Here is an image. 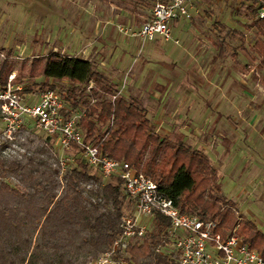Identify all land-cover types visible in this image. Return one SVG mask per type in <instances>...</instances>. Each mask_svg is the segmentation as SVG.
I'll use <instances>...</instances> for the list:
<instances>
[{"label":"rangeland","instance_id":"374dc122","mask_svg":"<svg viewBox=\"0 0 264 264\" xmlns=\"http://www.w3.org/2000/svg\"><path fill=\"white\" fill-rule=\"evenodd\" d=\"M152 2L0 0V64L5 59L12 63L11 74L19 76L25 89L37 92L46 84L61 93L70 86L67 82L29 79L17 69L52 53L94 62L116 93L145 108L151 130L161 138L176 143L181 141L176 138L179 128L190 127L191 133L181 135L186 145L211 157L221 189L214 195L224 197L223 189L224 198L234 200L229 201L235 204L238 220L253 214L264 225V170L241 183L237 179L245 169L233 171L239 157H264V65L254 49L258 36L251 3L205 1L195 17L175 27L178 45L162 40L141 44L127 29L147 17ZM89 88L82 87L76 96L80 106L69 101L70 112L82 110ZM5 145L3 157H40L58 171L59 178L79 162L77 151H63L57 141L31 128L19 131ZM221 157L236 160L223 172ZM62 159L67 162L64 171L59 166ZM91 174L102 183L113 181L97 170ZM4 181L20 188L14 177ZM131 214L132 204L126 199L123 217ZM142 222L153 230L152 220Z\"/></svg>","mask_w":264,"mask_h":264},{"label":"trees","instance_id":"16d2710c","mask_svg":"<svg viewBox=\"0 0 264 264\" xmlns=\"http://www.w3.org/2000/svg\"><path fill=\"white\" fill-rule=\"evenodd\" d=\"M239 1L251 3L252 26L258 36L254 49L264 65V18L257 16L252 0ZM13 70L7 59L0 64L1 90ZM17 72L29 79L67 82L70 86L60 94L75 107L81 104L76 97L81 88L90 86L78 123L87 143L148 177L182 213L214 221L219 230L237 228L243 242L264 255V234L252 221L235 217L233 202L214 195L221 189L208 157L154 133L145 108L137 101L122 96L112 100L114 86L94 62L52 53L22 63ZM13 83L22 84L19 76ZM47 86L37 92L56 90ZM24 92L33 91L24 88ZM5 146L0 143V264H92L112 249L127 199L119 180L102 183L80 161L59 178L58 171L40 157H3ZM9 176L16 178L19 189L4 181ZM168 227V219L155 215L153 230L126 247L124 264H175L168 255L154 251L163 243ZM121 256L118 253L116 258Z\"/></svg>","mask_w":264,"mask_h":264},{"label":"built area","instance_id":"2783aa9c","mask_svg":"<svg viewBox=\"0 0 264 264\" xmlns=\"http://www.w3.org/2000/svg\"><path fill=\"white\" fill-rule=\"evenodd\" d=\"M205 1L210 0H155L148 16L137 27L127 29L128 35L141 44L162 40L178 45L173 36V24L191 20ZM252 1L257 16L264 18V0ZM14 78L11 74L6 88L0 89V143H10L23 129L41 132L49 140L57 141L63 151H77L79 161L87 168L97 170L105 178L119 180L124 195L132 204V214L122 218L121 232L112 249L92 264H124L126 247L151 232L142 224V219L153 221L157 214L168 219L169 227L164 231L163 243L154 251L168 255L175 264H264V255L250 249L237 235V228L219 230L214 221L182 213L148 177L127 162L109 158L87 143L78 125L83 110L70 112L67 101L58 91L47 89L26 93L23 86L13 83ZM118 96L119 92L111 99ZM66 165L63 159L59 161L61 171ZM118 253L122 256L116 258Z\"/></svg>","mask_w":264,"mask_h":264},{"label":"crops","instance_id":"0c3cea01","mask_svg":"<svg viewBox=\"0 0 264 264\" xmlns=\"http://www.w3.org/2000/svg\"><path fill=\"white\" fill-rule=\"evenodd\" d=\"M182 23L183 22L174 23L173 24V31H174L175 27H177V25L180 26ZM95 48L96 49L94 50V54H97V52H99L101 46H98V47H95ZM211 79H212V77H211ZM191 130L192 129L190 127H185V129L179 128L180 133L181 134H184V135L191 133ZM181 134L177 135L176 138L178 140H181V142L185 143L187 139L183 135H181ZM227 154H229V150H227ZM251 155L253 156V153H251ZM254 156L253 157H250V155H249V157H239L238 162H237L236 166H234L233 171H237V173H238V172H240L241 169H245V174L241 178H238L237 179L238 183L245 182L250 177H252V178L253 177H256V176L258 177V175H260V172L262 170H264V157H257V156L254 157ZM208 158H209L210 161H212L211 157H208ZM235 160H236V157H221V162L222 163H223V161L225 162L224 163V166L222 167L223 168L222 169L223 172L225 170H227L228 168H230L231 165L233 164V161H235ZM237 177H238V175H237ZM222 195H224V197H225V194L223 192V189H222ZM227 200L234 201V200H232V199H230L228 197H227ZM257 219L258 218H255L253 216V214H252L251 218L248 219V220H251L256 225V227L259 229V231H261L263 233L264 232V230H263L264 229V225L256 222Z\"/></svg>","mask_w":264,"mask_h":264}]
</instances>
